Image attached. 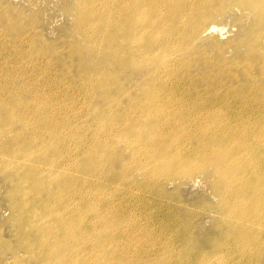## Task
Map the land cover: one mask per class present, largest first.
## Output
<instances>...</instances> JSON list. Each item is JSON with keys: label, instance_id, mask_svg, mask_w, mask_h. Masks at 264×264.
Instances as JSON below:
<instances>
[{"label": "rangeland", "instance_id": "1", "mask_svg": "<svg viewBox=\"0 0 264 264\" xmlns=\"http://www.w3.org/2000/svg\"><path fill=\"white\" fill-rule=\"evenodd\" d=\"M83 1L0 0V264H264V69L238 43L249 10L237 0L222 11H199L200 0H170L175 13L154 5L174 33L156 35L162 60L136 73L103 66L113 29L92 22ZM147 1L120 8L134 6L135 24ZM96 6V18L109 11ZM37 135L24 158L18 137ZM39 174L57 190L42 195ZM13 185L55 218L23 231Z\"/></svg>", "mask_w": 264, "mask_h": 264}, {"label": "bare ground", "instance_id": "2", "mask_svg": "<svg viewBox=\"0 0 264 264\" xmlns=\"http://www.w3.org/2000/svg\"><path fill=\"white\" fill-rule=\"evenodd\" d=\"M100 1L104 2L108 6L109 11L102 16L100 15V17L98 18H96L95 14L97 13L96 0L92 2L84 0L82 2V6H84L89 11V13L93 15L94 19L92 20V22L98 21V23L101 24L110 23L112 26V32H109V34L107 35V40L109 41V46L107 49L113 55L107 57L106 60H104L103 66H107L108 68L114 70V68H111V63L112 61H117L114 62L115 65L117 64L116 68H119L118 64L120 67H123L124 65L129 68L132 67L134 72L137 73L140 70L144 71L147 65V61L150 58L157 57L162 60L161 57L165 54V50L164 48H159V45L154 43L156 35L159 33L161 34V30H164L163 36L165 35V33H174V30L172 26H168L167 23L160 22L158 17L151 14V9L156 4L169 3L170 5L168 12L175 13L178 12L181 7L174 5L170 2V0L147 1L145 3L139 4L140 7L137 9L139 13L136 16V20L138 21V23L133 24L131 23V20L133 18L131 17V14L135 12L134 6L124 5L125 8H120L121 6H123L122 4L125 0H119L118 2L116 0ZM113 1L117 2L118 7L110 5V2L113 3ZM226 1L227 0H200L195 8L199 11H201L202 9L222 11L224 9ZM237 2H239V5L237 6L239 7V9H242V6H245V8L249 10V13L247 15L252 22V29L245 34L240 35L238 37V43L244 45L247 49V51L243 54L247 56L249 54V58L255 64V66L257 68L260 67V69H264V0H237ZM119 8L120 11H118ZM216 30L217 28L213 24H211L203 28L200 32L198 29V35ZM193 32L194 29H190L188 33L191 34ZM134 34H137L138 38H144V40H146V43L149 45V47L145 52L139 54L130 46L129 42L136 38L134 37ZM179 36V42H182L186 38L185 35H181V33L179 34ZM96 38L97 37H93L92 39ZM167 44L169 45L170 42H168ZM241 58L245 57L241 56ZM144 74L145 75L143 77V80L151 81V84H153L152 76L154 72ZM104 93L107 95L108 99L111 98L109 86L104 90ZM23 119L24 117L18 118L19 121H22ZM6 123L9 124L8 121H6ZM41 123L42 121L40 122V124ZM38 139L39 135L35 136L27 143H21L22 139L18 137L17 142H19L24 148L23 153H21L24 158L32 156L31 149L37 145ZM229 157V153L225 154V152H221L218 150L213 159L216 161V165H221L225 164ZM224 170H227V168L223 167L222 171ZM245 170L246 168L243 167L242 172H244ZM35 181L40 183L43 187L42 195L44 196L47 194H51L53 189L57 190V181L53 178L44 176V174L37 175ZM247 185V180L239 181L235 187L236 195H242L245 192L244 188ZM9 190L10 196L14 200V206L22 213V224L24 227L23 231L30 230L34 228V226L38 225V221L41 220V217H43L44 215L49 214L50 216H52V218H55L57 214L56 211L49 210L45 200H41L40 198L37 204H33L27 198L28 193L22 192L17 188V186L13 185ZM17 199H19V201ZM252 202L253 199L251 198L246 200L247 204H251ZM30 204H32V207L30 210H27V207ZM31 210H37L38 212H36L34 216L30 217L28 216V214ZM58 229V224H56L54 227V231H59Z\"/></svg>", "mask_w": 264, "mask_h": 264}]
</instances>
